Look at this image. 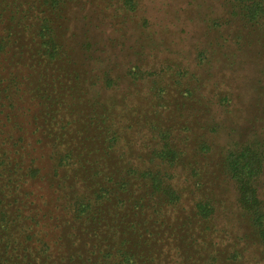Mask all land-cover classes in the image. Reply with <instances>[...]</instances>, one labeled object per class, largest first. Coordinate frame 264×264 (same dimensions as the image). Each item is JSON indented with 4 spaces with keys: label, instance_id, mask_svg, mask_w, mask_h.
I'll return each instance as SVG.
<instances>
[{
    "label": "trees",
    "instance_id": "1",
    "mask_svg": "<svg viewBox=\"0 0 264 264\" xmlns=\"http://www.w3.org/2000/svg\"><path fill=\"white\" fill-rule=\"evenodd\" d=\"M80 1L0 0V111L16 106L13 94L21 97L26 93L38 101L33 118L39 129L54 119L62 120L61 112L66 110L59 100L66 90L63 67L71 60L62 43L66 24L60 21L68 8ZM124 2L131 6L132 1ZM233 2L249 23L264 27V0ZM94 45L89 40L82 47V68L94 61L89 57ZM132 70L130 77L138 79L140 70L136 66ZM112 73L106 70L102 75L98 89L102 104L96 109L87 104L85 133L89 137L82 136L83 130L72 118L60 124L61 133L49 139L48 160L57 182L48 186L56 196L41 218L57 233L55 244L63 239L68 249L58 262L52 260L49 244L28 231L40 228L29 215L32 204L23 199L29 196V181L37 179L40 169L32 166L34 159L25 161L22 139L5 147L10 120L0 122V228L5 230L12 220L27 221L26 240L31 246L30 250H18L0 241V264H249V253L256 264H264V199L260 194L264 143L258 138H233L221 153L217 168L234 192L232 216L236 222V226H221L215 180L202 176L200 162H188L183 164L185 187H178L175 174L180 172V149L171 142V125H155L147 118L135 124L122 121L114 113L119 99L113 95L118 82ZM26 78L34 80L31 92L22 85ZM193 119L183 115V158L191 161L210 151L206 142L198 141L201 127ZM212 123L201 125L205 134L214 136L219 124ZM136 129H144L155 142L154 150L144 159L124 145V136ZM86 141L95 154L92 161L89 152L85 153Z\"/></svg>",
    "mask_w": 264,
    "mask_h": 264
},
{
    "label": "rangeland",
    "instance_id": "2",
    "mask_svg": "<svg viewBox=\"0 0 264 264\" xmlns=\"http://www.w3.org/2000/svg\"><path fill=\"white\" fill-rule=\"evenodd\" d=\"M130 1L131 6L124 0H81L69 7L64 21H60L66 24L62 43L71 60L70 65L66 63L63 67L66 90L64 98L59 100H63L66 110L61 112V121L54 119L39 129L33 118L38 101L26 93L21 97L13 94L11 99L16 106L0 111V122L10 120L9 128H5L10 136L5 147L22 139L25 161L34 159L32 166L40 169L37 179L29 181V196L22 198L32 204L29 215L40 224L39 229L31 227L29 233H36L40 242L49 244L50 253L54 254L52 260L56 262L64 258L68 249L64 248L63 239L59 245L55 244L57 233L41 218L56 196L48 186L50 182H57L48 160L49 139L61 133L60 124L72 118L83 130L82 136L89 137L85 124L90 110L86 107L88 102L94 104L92 109L102 104L98 89L104 71L112 70V79L118 82L113 94L119 99L114 103V113L122 121L135 124L147 118L155 125L162 122L171 125V142L180 149L177 160L180 172L175 174L178 187L184 186L183 164L187 166L188 162H200L202 176L215 180L217 184L213 185L222 208L221 214L218 211L221 226H236L232 216L234 192L217 168L221 153L233 138H258L264 143V27L249 23L245 14L234 8L233 0ZM89 40L96 44L89 54L94 61L82 68V47ZM133 66L143 74L141 79L140 75H136L138 79L130 77ZM18 69L19 73L24 72ZM82 70L84 73L80 75ZM131 79L133 84L129 85ZM33 82L26 78L22 85L31 92ZM94 82L97 85H91ZM183 115L200 123L198 141L206 142L210 148L206 156L201 153L197 160L183 158ZM203 122L219 124L215 137L204 133ZM144 129L132 130L124 136V145L131 146L132 154L139 159L154 150L155 142ZM90 150L87 146L85 153L89 152L87 155L92 161L95 154ZM260 194L264 199V174ZM57 217L62 219L63 215ZM5 226V230L0 228L1 242L18 250H30V242L26 240L27 221L12 220ZM248 257L249 264H256L250 253Z\"/></svg>",
    "mask_w": 264,
    "mask_h": 264
}]
</instances>
